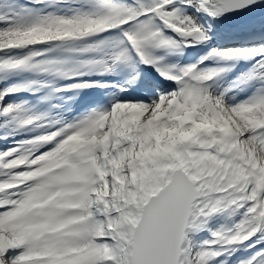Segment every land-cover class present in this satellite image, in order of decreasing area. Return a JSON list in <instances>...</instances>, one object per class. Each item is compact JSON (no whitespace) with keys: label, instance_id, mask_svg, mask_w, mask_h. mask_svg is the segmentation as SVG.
<instances>
[{"label":"snow or ice","instance_id":"obj_1","mask_svg":"<svg viewBox=\"0 0 264 264\" xmlns=\"http://www.w3.org/2000/svg\"><path fill=\"white\" fill-rule=\"evenodd\" d=\"M0 264H264V0H0Z\"/></svg>","mask_w":264,"mask_h":264},{"label":"bare ground","instance_id":"obj_2","mask_svg":"<svg viewBox=\"0 0 264 264\" xmlns=\"http://www.w3.org/2000/svg\"><path fill=\"white\" fill-rule=\"evenodd\" d=\"M224 221L221 220V219H217V220H214L211 224V227L213 229H215L217 226H219L221 223H223ZM207 238H210V234L208 232H205V233H202L201 236H200V239H207Z\"/></svg>","mask_w":264,"mask_h":264}]
</instances>
